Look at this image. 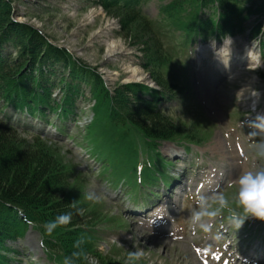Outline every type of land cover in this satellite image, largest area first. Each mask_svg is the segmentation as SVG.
Here are the masks:
<instances>
[{
  "label": "rangeland",
  "instance_id": "1",
  "mask_svg": "<svg viewBox=\"0 0 264 264\" xmlns=\"http://www.w3.org/2000/svg\"><path fill=\"white\" fill-rule=\"evenodd\" d=\"M253 1L255 0L247 4L248 8ZM92 3H94V0H1L0 6H6L10 10L11 15L8 16L9 24L14 27L24 26L31 29L46 41V47L50 46L60 53L66 51L73 58L79 60L82 65L94 70L97 69L103 75L108 86L114 87L115 84H121V82H139L152 85L151 75L139 65L140 57H143L141 53L143 47L138 46L132 39L125 40L121 37L123 17L119 14L115 17L102 8L92 7ZM145 12L150 18L155 19L158 12L157 3L155 1L151 2ZM262 13H264V10ZM256 18L253 16L248 24L245 23L244 25L251 29L252 22ZM258 18V23L262 26V32L264 33V14H261ZM258 23L255 27H257ZM247 31V33L250 32V30ZM260 38L263 40L262 36ZM259 40L258 38V43ZM37 45L39 46L40 44L35 43V46ZM46 47H43V50L45 49L44 53L48 52ZM244 47V40H228L227 43L218 47L215 57L208 58V50L206 49L204 57L195 66V70L201 69L206 74L210 73L212 65H216L221 74L214 77V82L200 77L201 80L197 82L198 86L195 88L200 101H202L206 120L216 125L217 129L212 138L205 142L202 148L197 149L200 154H191L187 161L189 163L192 159L197 164L196 157L198 156L199 165L206 162V168L199 170L202 173L191 176L189 179L194 188L203 178L207 182L221 179L226 166H228V170H232V174H228V182L234 185L235 179L241 172L256 170L262 165L258 159L256 160L252 156V150L244 146V142L241 148L233 147L234 150L232 151L224 143L222 136V131L225 128L232 129V126L237 121H239L240 125L250 124L252 118L247 110L251 95L260 96L264 102V82L259 80L258 76H255L257 71H253L256 64L246 62L240 63V65L234 59V55L241 54ZM44 56L46 55L44 54ZM214 70H217V68H214ZM195 76L199 77L192 73L191 77L195 78ZM243 82L246 88H242ZM244 112L247 113L246 116H243ZM241 119L244 120L240 121ZM207 123L205 124L207 125ZM248 126L246 125V127ZM232 133L236 134L235 132H229L228 134ZM244 138L245 135H243ZM174 147L173 144H165L160 151L163 152L164 156H168ZM76 150V154L84 156L87 161L90 160L88 158L89 154H86L84 148L79 147ZM183 181L184 178L182 179ZM163 190V187H161L160 192L163 193ZM177 191L175 190L174 192ZM88 193H93L98 197L94 202L100 203V208L104 212L108 211L114 216L117 215V210L114 208L116 201L112 202L113 199L111 198L115 195H110L112 201L105 198L104 196L109 194L104 189H100L99 185L95 186V188L90 185ZM167 195H172L173 198L177 197L182 201L181 197H178L175 193L168 192ZM191 203L185 206V214L181 220L182 225H174L167 222L166 226L171 231L184 232L188 240L176 243L180 241L173 242L170 239L157 238L158 236L156 235L146 236L143 233L139 234L140 229L136 225H132V232L119 233L118 236H109L108 239L111 243L118 240L126 248L130 247L133 250H135L133 242L135 240L137 247L143 252L140 260L148 261L149 264H179L182 262L179 259V252L188 253L191 256L189 258L190 262L194 263L193 247H190L191 240L201 238L204 240L202 245L217 246L222 233L226 229L212 227L208 233L203 232L199 228L193 230L189 226L188 219L190 212L193 210L189 209ZM214 220L212 218L210 221L212 225H214ZM232 233H235V230H232ZM38 237L36 232L30 231L26 238L21 241L20 248L27 249L32 253L31 260H35L36 264H46V258L40 251L41 244L38 241ZM180 237L186 239L182 235ZM209 238L213 241L206 243ZM259 241L258 239L254 246L257 245L259 248ZM107 249L108 245L104 244L102 250L108 253L109 250ZM43 258L45 259L44 262ZM104 262L107 264L109 261L104 260ZM91 263L96 264V261H91Z\"/></svg>",
  "mask_w": 264,
  "mask_h": 264
},
{
  "label": "trees",
  "instance_id": "2",
  "mask_svg": "<svg viewBox=\"0 0 264 264\" xmlns=\"http://www.w3.org/2000/svg\"><path fill=\"white\" fill-rule=\"evenodd\" d=\"M230 2L231 0L219 1L227 10L228 6L233 5ZM171 5L165 11L167 20L164 19L163 23L174 22L176 26L181 24L187 26L186 22H191L196 17L200 6L198 0H177ZM187 7L191 8L190 14L186 11ZM105 8H108L111 15L117 17L119 14L123 17L121 29L125 40L132 39L138 44H143L147 50L145 54L156 52L157 42H155L154 33L150 29L152 23L147 18L133 13L112 10L107 6ZM9 11L8 7L0 6V41L4 44H6L5 42H15L19 44V47H17V53L11 54L7 53L6 48H0V65L2 66L7 59V68L0 72V92L4 93L2 97L7 100L8 104H13L17 96H25L24 89H22L24 87L34 86L37 90L43 81L36 76L37 74H54L64 65H67L64 68L78 70L80 74L79 60L73 58L66 51L60 53L50 46L46 47V41L31 29L24 26H15V28L9 24L8 16L11 15ZM35 43L40 45L35 46ZM7 46L9 47L8 44ZM43 47H46L48 52L44 53ZM91 74L93 75L91 79L97 81L95 82V93L109 99L102 81L98 76ZM33 77L35 78L31 80ZM152 77L153 79L157 78L153 74ZM155 81L166 88L160 79H155ZM166 90L170 91L168 88ZM28 93V97H25L26 100L38 97L34 90H28ZM117 95H119L120 101L123 100L120 103L124 104L125 109L128 100L124 88H121ZM134 111L139 112L138 110ZM129 118L131 124H136L146 137L165 140L188 139L192 138L195 131V127L174 121L153 107L146 108L142 113L131 114ZM124 124V120L120 121L119 128ZM57 154V150H53V147H49L40 139L35 138L30 142L11 129L0 125V235H12L17 231L19 234L24 232L22 230L25 224L23 221L19 220L14 223L17 211H21L24 217L34 224L35 229L44 235L46 233L43 224L54 220L60 214L71 212V223L58 227L50 236L55 242L51 247L57 250L62 260L66 256L71 257L73 253H77L74 264H88L87 257L95 256L97 253H95L94 247H91L93 243L92 231L81 226L88 227L90 225L91 227L92 223L96 221L97 214L95 211L91 212V207L77 203L75 195L72 193L77 185L66 179L67 177L62 173L64 168L61 163L62 159ZM78 209L82 211V214L77 211ZM81 240L83 242L77 246V242ZM99 259V264H106L104 260L111 262H107V264H114L110 258L103 260L99 256Z\"/></svg>",
  "mask_w": 264,
  "mask_h": 264
},
{
  "label": "clouds",
  "instance_id": "3",
  "mask_svg": "<svg viewBox=\"0 0 264 264\" xmlns=\"http://www.w3.org/2000/svg\"><path fill=\"white\" fill-rule=\"evenodd\" d=\"M250 126L260 132H264V115H258L250 123ZM256 134V131L250 133V135ZM255 152L258 157L264 158V143L256 145ZM235 189L236 209L229 208V198L223 192H218L212 197L203 194L199 195L196 200L197 207L190 212L188 217L189 226L193 230L199 228L203 232L208 233L213 227L210 222L211 218L219 215L221 210L225 208H229L230 212L227 217L228 224L236 231L241 229L249 219L264 221V167L241 172L235 179ZM86 198L90 201L98 199L93 193H88ZM77 211L82 214L81 210L78 209ZM71 221L72 213L66 212L43 224V228L46 235L51 236L58 227L69 225ZM82 242V240L78 241L77 246ZM133 242L135 251H128L124 264H138L143 255V252L137 247V242L135 240ZM77 255V253H73L71 257L66 256L63 264H74V258Z\"/></svg>",
  "mask_w": 264,
  "mask_h": 264
}]
</instances>
